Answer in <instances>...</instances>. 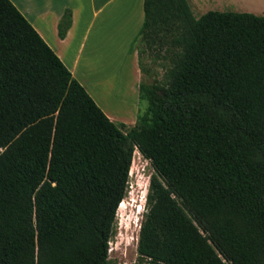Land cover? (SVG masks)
Masks as SVG:
<instances>
[{"label": "trees", "instance_id": "trees-1", "mask_svg": "<svg viewBox=\"0 0 264 264\" xmlns=\"http://www.w3.org/2000/svg\"><path fill=\"white\" fill-rule=\"evenodd\" d=\"M142 9L127 51L163 71L124 131L0 0V264H110L135 150L153 168L136 264H264V14Z\"/></svg>", "mask_w": 264, "mask_h": 264}, {"label": "crops", "instance_id": "crops-1", "mask_svg": "<svg viewBox=\"0 0 264 264\" xmlns=\"http://www.w3.org/2000/svg\"><path fill=\"white\" fill-rule=\"evenodd\" d=\"M10 1L26 17L94 101L101 104L100 106L103 108L101 109L105 114L111 120L118 121V117L108 111L100 97L96 95L95 86L90 81L93 78L90 73L93 72L92 68L100 64L94 58L96 55L101 53H103L102 56L106 55L107 57L123 55L119 65L130 62L131 67L135 70L136 79L131 92L134 94L135 103L136 94L133 90L141 82V72L136 53H128L127 50L143 21V0ZM187 1L190 9L193 4L202 7L203 5L211 6L216 11H223L228 6H237L241 8V11L247 12L255 10L249 3L250 0ZM66 9L71 11V24L64 37L61 38L58 35V23ZM257 10H264V6L258 7ZM263 14L264 11L260 15ZM134 110L135 108L130 119H122L123 123L133 124L135 122L136 113Z\"/></svg>", "mask_w": 264, "mask_h": 264}, {"label": "rangeland", "instance_id": "rangeland-1", "mask_svg": "<svg viewBox=\"0 0 264 264\" xmlns=\"http://www.w3.org/2000/svg\"><path fill=\"white\" fill-rule=\"evenodd\" d=\"M249 3H251L252 8L255 9L251 10L252 12L249 13L256 15L262 14V11L264 10L257 9L258 7L264 6V0H250ZM191 6L190 11H192L194 17L196 18L207 10H215L214 8H211V6L207 5H203L202 7L192 4ZM230 10L235 12H247L245 10L241 11V8L237 6H228L223 11ZM132 52L136 53L138 59L135 46ZM102 54L103 53L94 57L96 61L98 60V62H100V64L92 68L93 72H91L90 75L93 78H91L90 81L95 86L94 89L97 93L96 95L100 97L108 111L118 117V121L115 122L120 123L123 122L122 119H130L134 108L136 116L138 113H144L148 102L146 99L139 98L138 85L133 90L136 94L135 103L134 94L131 93L134 80L136 79L135 70L131 67V63L128 62L124 65H119L123 55H116L115 57L111 55L107 57L106 55L102 56ZM95 64H97V62H95ZM141 66L143 71H140V81L144 83H151L161 77L163 71L161 63L153 60L150 56L145 55L142 57ZM91 92L92 90L90 89V93ZM97 104L99 106L101 105L98 102ZM120 116H123L124 118H120ZM133 124H126L128 127H126L124 131H127L129 126ZM152 173L153 168L151 167L150 161L144 158L138 150H135L130 167L127 192L124 197V205L120 209H117L115 218L116 231L109 242L110 264L137 263L136 246L138 241V232L144 210L145 194L149 181L148 177H150Z\"/></svg>", "mask_w": 264, "mask_h": 264}, {"label": "bare ground", "instance_id": "bare-ground-1", "mask_svg": "<svg viewBox=\"0 0 264 264\" xmlns=\"http://www.w3.org/2000/svg\"><path fill=\"white\" fill-rule=\"evenodd\" d=\"M123 205H124V199H123L122 202L119 204L118 209H120L121 207H123Z\"/></svg>", "mask_w": 264, "mask_h": 264}]
</instances>
